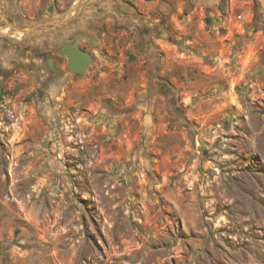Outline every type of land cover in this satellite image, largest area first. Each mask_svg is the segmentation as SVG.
<instances>
[{"label":"rangeland","instance_id":"obj_1","mask_svg":"<svg viewBox=\"0 0 264 264\" xmlns=\"http://www.w3.org/2000/svg\"><path fill=\"white\" fill-rule=\"evenodd\" d=\"M208 4L139 85L0 71V264H264V0Z\"/></svg>","mask_w":264,"mask_h":264},{"label":"crops","instance_id":"obj_2","mask_svg":"<svg viewBox=\"0 0 264 264\" xmlns=\"http://www.w3.org/2000/svg\"><path fill=\"white\" fill-rule=\"evenodd\" d=\"M122 1L125 0H57V11L50 15L51 18L48 19L37 17L36 10L38 6L31 0H23L21 3L17 0H0V71L8 72L12 69L13 71L19 70L28 73L24 66L26 59L21 45L25 35L47 33L45 38L51 41L56 37L54 36L56 33L60 32L62 35L73 30V26L66 25L71 21H76L89 24L91 29L94 30L96 26L105 24L107 33L99 38V42L107 47L108 53L101 55L95 52L96 60L102 61L103 58L116 57L119 61L117 70L127 72L129 85H139L138 76L145 67V63H149L147 67L149 72L152 62L157 61L158 63L160 54L155 53L154 49L146 53L128 52L131 41L126 37V31L118 30L116 34H112L111 20L127 12V8L122 4ZM129 1H132L141 13V20L149 26L156 25L159 31L163 29L161 26L162 20L168 30V26L178 20V17L183 13H186L190 19L198 15L200 9L210 13L209 7H211L208 0ZM161 37L162 35H160ZM155 39L158 38L153 40ZM13 62L18 66L9 68ZM102 67L103 64H100L98 70L101 71ZM99 76L96 85L100 84L104 73L101 72Z\"/></svg>","mask_w":264,"mask_h":264},{"label":"flooded vegetation","instance_id":"obj_3","mask_svg":"<svg viewBox=\"0 0 264 264\" xmlns=\"http://www.w3.org/2000/svg\"><path fill=\"white\" fill-rule=\"evenodd\" d=\"M56 2L57 0H37V17L50 19V15L57 11ZM122 4L127 8V12L111 20V30L113 35L118 30L126 31V37L131 41V47L128 52H151L154 38H160V35L164 33L169 37L167 26L163 20L161 21L163 29L159 31L156 25L149 26L141 20V13L132 1L125 0L122 1ZM253 21H256V18ZM66 26H73L74 28L66 34L56 33L54 35L56 37L51 41L45 38L47 33L25 35L23 39L21 45L23 46L22 51L26 59L24 66L31 78L38 84L51 85L62 80L67 75H72L74 79L78 78V76L66 71L69 61L66 55L63 54L64 52H70L74 47L80 53L90 56V62L85 72L91 67L95 59V52L101 55L108 53L107 47L99 42V38L107 33L105 24L96 26L95 30L91 29L89 24L76 21H71ZM153 63V66L157 68V61ZM15 66L18 65L13 62L9 68ZM151 79L154 82L153 86L162 87L161 80L157 79V77L152 76Z\"/></svg>","mask_w":264,"mask_h":264},{"label":"water","instance_id":"obj_4","mask_svg":"<svg viewBox=\"0 0 264 264\" xmlns=\"http://www.w3.org/2000/svg\"><path fill=\"white\" fill-rule=\"evenodd\" d=\"M166 36V34H163ZM69 64L66 68L68 73L74 74L78 77L85 73L86 67L90 62V56L85 53H80L76 47H74L70 52H64Z\"/></svg>","mask_w":264,"mask_h":264}]
</instances>
